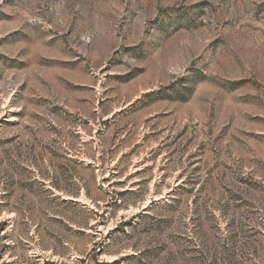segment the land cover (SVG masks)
<instances>
[{"label": "rangeland", "instance_id": "374dc122", "mask_svg": "<svg viewBox=\"0 0 264 264\" xmlns=\"http://www.w3.org/2000/svg\"><path fill=\"white\" fill-rule=\"evenodd\" d=\"M0 264H264V0H0Z\"/></svg>", "mask_w": 264, "mask_h": 264}]
</instances>
